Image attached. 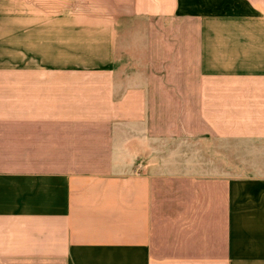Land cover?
<instances>
[{
  "label": "crops",
  "instance_id": "1",
  "mask_svg": "<svg viewBox=\"0 0 264 264\" xmlns=\"http://www.w3.org/2000/svg\"><path fill=\"white\" fill-rule=\"evenodd\" d=\"M0 264H264V0H0Z\"/></svg>",
  "mask_w": 264,
  "mask_h": 264
}]
</instances>
